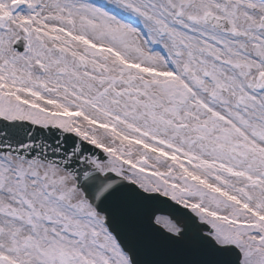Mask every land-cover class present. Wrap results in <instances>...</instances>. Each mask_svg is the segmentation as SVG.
<instances>
[{"label":"snow or ice","instance_id":"6c2138e0","mask_svg":"<svg viewBox=\"0 0 264 264\" xmlns=\"http://www.w3.org/2000/svg\"><path fill=\"white\" fill-rule=\"evenodd\" d=\"M0 264H264V0H0Z\"/></svg>","mask_w":264,"mask_h":264}]
</instances>
